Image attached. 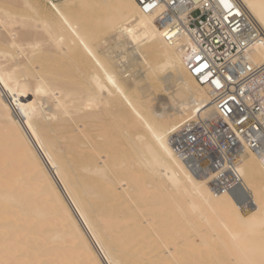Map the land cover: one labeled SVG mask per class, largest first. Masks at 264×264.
<instances>
[{"label": "bare ground", "instance_id": "obj_1", "mask_svg": "<svg viewBox=\"0 0 264 264\" xmlns=\"http://www.w3.org/2000/svg\"><path fill=\"white\" fill-rule=\"evenodd\" d=\"M240 2L264 34V0ZM163 33L136 0H0V264H264V167L180 158L215 107ZM129 56L174 91L153 104Z\"/></svg>", "mask_w": 264, "mask_h": 264}, {"label": "built area", "instance_id": "obj_2", "mask_svg": "<svg viewBox=\"0 0 264 264\" xmlns=\"http://www.w3.org/2000/svg\"><path fill=\"white\" fill-rule=\"evenodd\" d=\"M136 1L143 12L156 13L166 41L189 38L185 65L207 86L215 107V116L200 115L172 135L180 158L206 175L232 170L248 149L264 167V62L250 57L264 34L255 18L240 0Z\"/></svg>", "mask_w": 264, "mask_h": 264}, {"label": "rangeland", "instance_id": "obj_3", "mask_svg": "<svg viewBox=\"0 0 264 264\" xmlns=\"http://www.w3.org/2000/svg\"><path fill=\"white\" fill-rule=\"evenodd\" d=\"M55 2H58V1H62V0H54ZM111 44H113V45H111ZM116 45V43H115V41L113 40L112 42L110 41V45L112 46V47H114L115 45ZM114 50V52H113V55H115L114 53H120V51L121 50H119V49H113ZM129 58V60H127L125 63L127 64V66H128V68L130 69V70H132V71H129V73H133L134 74V72H137V73H135L134 75H136L139 79L140 78H142V81H141V83H142V85L144 84V85H149V87H151V89H145L146 91H145V94H147L148 93V91H149V93L150 94H148V96H149V99L150 98H152L151 100H152V103L153 104H156V103H158L159 102V100L161 99V98H163V97H168V93L170 92H172V91H174V89H175V87L176 86H174L173 84V82L172 81H151V80H146L145 79V75L146 74H144L145 73V71H144V68H143V66L141 67V65L142 64H140V63H138L135 59L134 60H131V58L133 59V57H131V56H129L128 57ZM129 61V62H128ZM135 61V62H134ZM134 63H135V65H134ZM130 65V67H129V65ZM133 64V65H132ZM137 65V66H136ZM139 65V66H138ZM132 67V68H131ZM142 69H143V71H142ZM134 70H136V71H134ZM140 73H141V75H140ZM143 74V75H142ZM147 83H146V82ZM165 82V83H164ZM173 83V84H172ZM169 84V85H168ZM167 85V88L165 87ZM170 85H173V86H171L170 87ZM153 86H154V88H153ZM173 87V88H172ZM147 88V87H146ZM147 96V95H146ZM160 98V99H159ZM148 99V98H147ZM62 145H64V140H62ZM48 171H49V173H50V171L52 172V170L51 169H48ZM105 223H103V225H104Z\"/></svg>", "mask_w": 264, "mask_h": 264}, {"label": "snow or ice", "instance_id": "obj_4", "mask_svg": "<svg viewBox=\"0 0 264 264\" xmlns=\"http://www.w3.org/2000/svg\"><path fill=\"white\" fill-rule=\"evenodd\" d=\"M197 59H199V57H197ZM205 68L208 67L207 64H204L203 65ZM196 71H200V69H196ZM25 115H27V113H25ZM217 176L220 178V179H227V173L223 170H220V171H217Z\"/></svg>", "mask_w": 264, "mask_h": 264}]
</instances>
